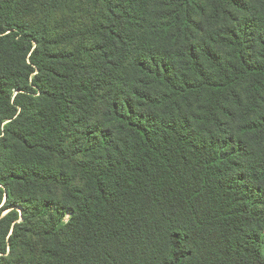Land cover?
I'll return each instance as SVG.
<instances>
[{"label":"trees","instance_id":"trees-1","mask_svg":"<svg viewBox=\"0 0 264 264\" xmlns=\"http://www.w3.org/2000/svg\"><path fill=\"white\" fill-rule=\"evenodd\" d=\"M92 1L0 0V264H264V0Z\"/></svg>","mask_w":264,"mask_h":264},{"label":"rangeland","instance_id":"rangeland-1","mask_svg":"<svg viewBox=\"0 0 264 264\" xmlns=\"http://www.w3.org/2000/svg\"><path fill=\"white\" fill-rule=\"evenodd\" d=\"M84 4H86L84 7L86 10H88V12L92 15L96 14V11L98 10V6L96 4V2L92 1V0H84ZM73 8H77V6H71ZM69 10H62L61 11V18L60 21L58 23V26L61 30L67 31L66 29V24L70 23L71 17L68 15ZM60 14H57L54 18L55 19H59ZM80 16H78V18L76 19V23H80L81 19H79Z\"/></svg>","mask_w":264,"mask_h":264}]
</instances>
